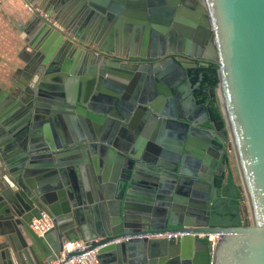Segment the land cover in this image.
I'll use <instances>...</instances> for the list:
<instances>
[{"label": "water", "instance_id": "water-1", "mask_svg": "<svg viewBox=\"0 0 264 264\" xmlns=\"http://www.w3.org/2000/svg\"><path fill=\"white\" fill-rule=\"evenodd\" d=\"M21 1L46 10L60 27L30 12L38 34L25 40L23 83L11 97L12 110L0 113L7 128L0 126V264H43L80 239L99 246L100 264H264V0H96L108 7L103 13L88 0ZM98 21L135 29L142 49L134 57L141 60L121 57L119 43L126 42L114 45L115 26ZM60 52L79 60L90 54L81 75ZM178 52L218 65L213 94L224 128L182 93L181 80L191 84L185 68L195 64L144 63ZM43 110H76L95 123L40 135ZM118 128L139 136L117 138ZM225 144L247 224H211L213 201L221 196L212 168L226 167ZM88 148L107 151L114 162L112 180L92 190L77 185L72 168ZM144 176L150 193L142 199ZM42 214L52 227L37 235L29 225ZM168 230L216 235L217 243L210 251L206 240L190 234L112 241Z\"/></svg>", "mask_w": 264, "mask_h": 264}, {"label": "crops", "instance_id": "crops-1", "mask_svg": "<svg viewBox=\"0 0 264 264\" xmlns=\"http://www.w3.org/2000/svg\"><path fill=\"white\" fill-rule=\"evenodd\" d=\"M88 1H91L95 6L92 7L95 12H102L103 9L104 11L109 10L108 7H101L96 0ZM113 1L116 3L120 2V0ZM108 5H110V3H108ZM123 11L125 12L126 9L124 8ZM31 18L32 14L21 0H0V113L8 112L9 114L11 112V106H13L11 97L17 95L20 90L18 86L23 83L24 75L22 70L26 65L24 58L26 54H28V49L25 48V40L38 34L36 33L38 25L35 24ZM99 22L100 21H98V24H100V26H115L116 32L111 33L112 42L124 41L130 44H136L142 41L141 35H137L135 29L127 30L118 22ZM111 29L113 30V28ZM106 30L108 32L109 28H106ZM108 35H110L109 32L106 33V36ZM58 49L59 47L55 48L53 56L59 51ZM59 57H61L62 60H68L71 69L77 66L76 70L79 73L78 75H81V67L84 65L86 57L88 58V54H83L81 60H79L78 55L66 52H60ZM43 115L45 116L42 118L39 117L37 120L40 135L42 132L52 135L53 132L59 133L60 130H72L75 132V128L79 129V126L83 128V124L90 126L92 123H95L94 119L87 115L80 114L76 110L72 113L59 112L55 115L47 114V112L43 110ZM0 126L7 129L2 124ZM121 129L122 128H118L116 131L115 136L117 138L123 139L129 136V138L131 137L133 140H137L136 137L139 136L137 133L135 135L127 133L126 135L122 133ZM6 135V137L9 138L13 136L8 131ZM6 137H2L1 139H5ZM12 139L14 140V137H12ZM215 159L216 157H213V161ZM75 160L76 162L72 165V168L76 175L75 180L80 188L92 190L98 188L103 181L112 180L114 162L107 151H103L100 148H88L84 153L80 151ZM217 170L219 173H216ZM212 171L215 173L216 180L223 177V172H220L221 169H219L218 164L212 168ZM223 171L225 174L226 167L223 168ZM145 180H148V177L144 176L141 182L143 189L140 190V198H145L144 196H148V193H150V191H147L148 183H146ZM86 219H88V217H86ZM88 221L89 220H86V224H89ZM75 228H79L78 223H76ZM1 239H3L2 235H0V240Z\"/></svg>", "mask_w": 264, "mask_h": 264}, {"label": "trees", "instance_id": "trees-1", "mask_svg": "<svg viewBox=\"0 0 264 264\" xmlns=\"http://www.w3.org/2000/svg\"><path fill=\"white\" fill-rule=\"evenodd\" d=\"M217 68V64L209 62L208 65H200L190 71V73L192 82L198 80L199 75L201 76L199 79L200 85L195 89L197 101L204 104L210 111L211 116L221 123L224 128L218 99L213 94L219 81ZM228 149L229 147L225 149L223 156L226 172L223 177L216 180L221 196L215 199L212 204V225H240L248 223L241 204L243 197L242 187L235 178L231 165L233 157Z\"/></svg>", "mask_w": 264, "mask_h": 264}, {"label": "built area", "instance_id": "built-area-1", "mask_svg": "<svg viewBox=\"0 0 264 264\" xmlns=\"http://www.w3.org/2000/svg\"><path fill=\"white\" fill-rule=\"evenodd\" d=\"M27 9L31 12L33 8L43 17L50 18L46 10H39L35 5H27ZM51 19V18H50ZM52 21V19H51ZM53 24L57 27H60L56 21H52ZM227 148V146H226ZM30 228L37 235H42L52 227V219L46 215L42 214L41 218H33L30 223ZM193 235L198 239L207 240L210 251H212L217 243L216 235L205 234L202 232H186L181 230H168V231H156V232H145L136 235H126L118 236L112 241L115 243H120L127 241L131 237H144L147 239L163 238V239H179L184 235ZM99 246L88 247L86 241L83 239L67 242L64 244L62 250L59 254L43 264H100L97 257ZM78 250V253L68 256L72 251Z\"/></svg>", "mask_w": 264, "mask_h": 264}, {"label": "flooded vegetation", "instance_id": "flooded-vegetation-1", "mask_svg": "<svg viewBox=\"0 0 264 264\" xmlns=\"http://www.w3.org/2000/svg\"><path fill=\"white\" fill-rule=\"evenodd\" d=\"M189 3H193L194 2V0H187ZM148 8V7H147ZM125 9H128V8H125ZM128 10H130V11H135L133 8H131V7H129V9ZM109 11V10H108ZM99 13H103V12H99ZM114 45H116V43L115 42H112ZM142 43V42H141ZM140 42H138V43H136V44H130V43H119V45H120V48H119V50H118V53L121 55V57H129V58H131V59H138V60H141L139 57H134V54L135 55H138L140 52H141V44ZM178 45H179V43H178V41H176V42H173V44H172V46L173 47H178ZM122 46V47H121ZM123 46H124V48H123ZM91 49H94V46H92L91 47ZM160 50V47L157 49V51H159ZM147 52H148V50H147ZM150 53H152V49H151V47H150V51H149ZM88 56H90V54H88ZM169 58H173V59H178V60H180V59H186L187 61H188V63L189 64H195V66H189V67H186L185 68V71H186V73H187V75H188V78L190 79V81H191V73H190V71H192L193 69H196L198 66H200V65H202V57H198V56H191V55H186V54H183V53H180V52H178V53H173V54H168V53H165V54H163V55H157L156 57H154V58H150V59H147V60H145L144 61V63H146V64H149V65H152V67H155V66H157V65H160V66H162V64L164 63V62H166L167 61V59H169ZM143 62L142 61H140V63L138 64V67L142 64ZM126 66V68H129V66L128 65H125ZM137 67V68H138ZM120 68V67H119ZM133 74H131L130 76H132ZM200 75H199V78H198V80H196V81H194V82H192L191 81V84H189L188 83V80H186V79H182L181 80V83L179 84L181 87H182V93L184 94V96H185V99H188L189 97L191 98V100H194L195 102H196V106L197 105H199V104H202V103H199L198 101H197V97H196V95H195V89H197L198 87H199V83H200V81H199V79H200ZM125 85V84H124ZM147 92H148V88H149V85L147 84ZM175 94H177V93H175ZM190 101V100H189ZM188 105L189 106H191V103L190 102H188ZM202 126L203 127H207L208 126V124H207V122H204L203 124H202ZM226 145L227 144H225V149H226ZM225 153V152H224ZM224 156V155H223ZM222 161H223V158H222ZM223 163H224V161H223ZM219 169H221V171L220 172H223L222 174L224 175V171H223V168H219ZM222 175V176H223Z\"/></svg>", "mask_w": 264, "mask_h": 264}, {"label": "rangeland", "instance_id": "rangeland-1", "mask_svg": "<svg viewBox=\"0 0 264 264\" xmlns=\"http://www.w3.org/2000/svg\"><path fill=\"white\" fill-rule=\"evenodd\" d=\"M232 165V164H231ZM233 169V168H232ZM234 172V171H233ZM242 201V200H241ZM242 204V203H241ZM242 207H243V204H242ZM243 213L245 214V212H244V208H243ZM245 217H246V215H245ZM247 220V219H246Z\"/></svg>", "mask_w": 264, "mask_h": 264}]
</instances>
